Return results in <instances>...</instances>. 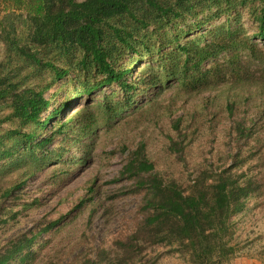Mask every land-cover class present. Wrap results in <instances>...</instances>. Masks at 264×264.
I'll list each match as a JSON object with an SVG mask.
<instances>
[{"label": "trees", "instance_id": "trees-1", "mask_svg": "<svg viewBox=\"0 0 264 264\" xmlns=\"http://www.w3.org/2000/svg\"><path fill=\"white\" fill-rule=\"evenodd\" d=\"M2 2L4 11H18L21 21L11 22L9 30L0 21L4 44L0 55V109L3 105L8 110L6 115H0V126L18 122L28 130L13 129L0 136V204L38 170L60 162L62 142L67 136L79 135L89 127L91 121L86 113L80 115L79 124L77 113H71L69 119L65 117L67 107L79 95L89 96L101 87L117 85L124 98L121 103L105 107L111 115L122 106L133 105L142 90H153L157 99L167 80L172 79L180 89L178 94L188 98L213 94L204 100L201 116L197 112L192 116L208 118L209 126L214 128L225 120V108L230 113L234 106L225 105V87L242 90L264 84L250 70L253 63L264 67V47L258 48L252 42H264V0ZM247 4L254 28L252 37L243 27L234 26L236 19L232 21L230 17L237 6ZM211 6H215V11H211ZM203 8L211 13L198 20V11L203 12ZM223 16L226 24L219 34L207 36L208 39L206 35L189 39L191 32ZM188 18L193 19L190 25H186ZM152 41L155 56L150 50ZM165 49L169 53H164ZM222 56H226L225 60L219 61ZM244 56L246 60L242 59ZM144 59L147 64L137 66ZM209 61L211 65L206 66ZM155 64L160 72L152 70ZM90 71L100 79L79 84L81 77L76 72ZM62 81L77 87L49 111L53 101L44 95ZM153 108L152 103L149 109ZM165 110L171 112V107L167 105ZM185 123L182 117L171 121L177 139H172L170 149L179 159L184 158L188 145L184 144L187 135L181 133ZM235 130L238 137L245 138L250 132L242 123H237ZM58 138L60 149L49 147ZM124 161L118 180L131 182V188L141 198L131 233L116 240L112 250L94 249L92 256L86 253L71 264H134L133 257L154 246L168 247V252L187 257V264H224L237 255L240 249L233 239L232 218L249 209L250 199L260 200L263 196L264 175H248L242 170L244 161H234L218 173L200 172L193 185L183 190L175 180L166 179L155 170L141 144ZM66 219L67 216L59 217L32 230L41 228L37 232L41 234ZM35 239L36 235L13 241L0 252V264H30L36 256L32 250Z\"/></svg>", "mask_w": 264, "mask_h": 264}, {"label": "rangeland", "instance_id": "rangeland-1", "mask_svg": "<svg viewBox=\"0 0 264 264\" xmlns=\"http://www.w3.org/2000/svg\"><path fill=\"white\" fill-rule=\"evenodd\" d=\"M6 6L10 7L9 4ZM4 8L5 4L0 0V21H4L9 30L11 22L19 23L21 20L17 17L18 11H4ZM203 9V12L198 11V20L215 11V6L210 7V12ZM250 10L248 4L245 7L237 6L230 17L232 21H237L232 23L234 26L243 27L252 37L254 28ZM192 21L188 18L186 25ZM225 24V16L207 22L196 32H191L189 39H194L196 35H206V39L207 36L214 37ZM1 34L0 26V55L4 48ZM252 42L258 48L264 47V42L259 39H252ZM151 43L150 50L155 56L156 47L153 41ZM169 51L165 49L163 52ZM225 58L222 56L218 60L224 61ZM246 58L242 57L243 60ZM146 64L147 60L144 59L137 66ZM209 65L211 61L206 64ZM152 70L160 72L156 64ZM250 70L255 72L258 82L264 81L261 74L264 67L253 63ZM76 74L81 77L79 84L86 80L92 84L100 79L92 71ZM65 82L55 84L45 93L44 97L53 101L49 111L72 95L77 87L73 88ZM258 84L260 86L242 90L225 87V105L234 103V106L230 113L225 108V120L214 128L209 126L208 118L195 119L192 116L193 112L201 116L204 100L211 99L213 94L202 93L188 98L178 94L180 89L172 79L167 80L157 99L153 90H142L136 94L133 105L122 106L111 115L105 112V107L121 103L124 98L117 85L101 87L89 96L75 97L67 107L65 117L69 119L73 112L79 117L86 113L91 124L79 135L65 138L60 162L54 161L38 170L25 185L13 191L11 197L0 204V252L18 238L25 236L29 239L35 235L32 250L36 256L30 264H71L86 253L92 256L94 249L112 250L116 240L124 239L131 233L137 219L141 198L131 188V182L118 180V173L128 153L140 144L155 170L164 178L175 180L183 190L193 185L200 172L207 175L218 173L234 161H244L242 170L247 171L248 175H264V84ZM220 99L222 102L224 96ZM152 103L154 108L149 109ZM167 105L171 107V112L165 110ZM7 113L8 110L2 105L0 115ZM179 117L186 122L181 128V133L187 135L184 144L188 143L183 159H179L170 149L172 139H177L171 121ZM71 123L76 125V122ZM237 123L250 130L248 137H238L235 130ZM13 129H21L22 132L28 130L27 127L21 128L18 122L3 123L0 136ZM60 141L58 138L49 147L57 149ZM73 163L76 164L69 167ZM6 178H10V175ZM262 192L260 200L250 199L249 209L232 218L233 239L240 250L224 264H264V189ZM80 201H84L83 205L77 207ZM63 216H67V219L52 230L41 234L37 233L41 228L32 230L38 224L43 228L48 221ZM168 249L154 246L133 257L132 261L134 264H187V257L168 252Z\"/></svg>", "mask_w": 264, "mask_h": 264}, {"label": "crops", "instance_id": "crops-1", "mask_svg": "<svg viewBox=\"0 0 264 264\" xmlns=\"http://www.w3.org/2000/svg\"><path fill=\"white\" fill-rule=\"evenodd\" d=\"M245 264V263H244ZM250 264V263H249ZM252 264V263H251Z\"/></svg>", "mask_w": 264, "mask_h": 264}]
</instances>
